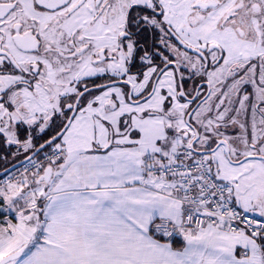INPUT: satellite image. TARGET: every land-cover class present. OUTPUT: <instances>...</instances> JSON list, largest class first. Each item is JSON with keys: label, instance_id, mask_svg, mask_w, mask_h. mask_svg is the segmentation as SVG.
<instances>
[{"label": "snow or ice", "instance_id": "snow-or-ice-1", "mask_svg": "<svg viewBox=\"0 0 264 264\" xmlns=\"http://www.w3.org/2000/svg\"><path fill=\"white\" fill-rule=\"evenodd\" d=\"M20 157L0 264H264V0H0Z\"/></svg>", "mask_w": 264, "mask_h": 264}, {"label": "water", "instance_id": "water-1", "mask_svg": "<svg viewBox=\"0 0 264 264\" xmlns=\"http://www.w3.org/2000/svg\"><path fill=\"white\" fill-rule=\"evenodd\" d=\"M27 163V161L25 159L19 160L16 163L12 164L11 166H9L8 169V173H12L13 171L19 169L20 167L24 166ZM5 170V169H4ZM4 170L0 171V177L5 176V172Z\"/></svg>", "mask_w": 264, "mask_h": 264}, {"label": "rangeland", "instance_id": "rangeland-1", "mask_svg": "<svg viewBox=\"0 0 264 264\" xmlns=\"http://www.w3.org/2000/svg\"><path fill=\"white\" fill-rule=\"evenodd\" d=\"M16 159H12V158H9V161L7 162V163H5V162H3V161H0V162H2V164L3 165H7V164H9V163H11V162H13V161H15ZM20 172H22V169L20 168V169H18V170H16V171H13L12 173H9L7 176H5L3 179H1L0 181H3V180H5V179H8L10 176H13V175H16V176H18L19 174H20Z\"/></svg>", "mask_w": 264, "mask_h": 264}, {"label": "trees", "instance_id": "trees-1", "mask_svg": "<svg viewBox=\"0 0 264 264\" xmlns=\"http://www.w3.org/2000/svg\"><path fill=\"white\" fill-rule=\"evenodd\" d=\"M24 159L23 157H20V158H17L15 161L7 164V165H3L2 162H0V171L4 170L5 168H8L9 166H11L12 164L16 163L17 161L19 160H22ZM3 177H0V180L2 179ZM3 219V217H0V220Z\"/></svg>", "mask_w": 264, "mask_h": 264}, {"label": "built area", "instance_id": "built-area-1", "mask_svg": "<svg viewBox=\"0 0 264 264\" xmlns=\"http://www.w3.org/2000/svg\"><path fill=\"white\" fill-rule=\"evenodd\" d=\"M28 166V165H27Z\"/></svg>", "mask_w": 264, "mask_h": 264}, {"label": "crops", "instance_id": "crops-1", "mask_svg": "<svg viewBox=\"0 0 264 264\" xmlns=\"http://www.w3.org/2000/svg\"><path fill=\"white\" fill-rule=\"evenodd\" d=\"M2 220V219H1Z\"/></svg>", "mask_w": 264, "mask_h": 264}]
</instances>
